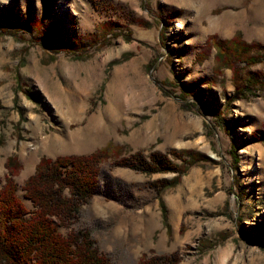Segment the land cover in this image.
<instances>
[{"label":"rangeland","instance_id":"1","mask_svg":"<svg viewBox=\"0 0 264 264\" xmlns=\"http://www.w3.org/2000/svg\"><path fill=\"white\" fill-rule=\"evenodd\" d=\"M101 150L63 236L112 264H264V0H0V186L13 159L31 210L41 159ZM172 152L182 173L116 165Z\"/></svg>","mask_w":264,"mask_h":264},{"label":"trees","instance_id":"2","mask_svg":"<svg viewBox=\"0 0 264 264\" xmlns=\"http://www.w3.org/2000/svg\"><path fill=\"white\" fill-rule=\"evenodd\" d=\"M222 44L226 49L230 46L229 51L233 53L230 56L237 55L235 40ZM244 49L242 46L240 50ZM243 62L254 63L250 59ZM244 82L250 85L245 91L260 87L257 81L250 83L244 78ZM172 155L181 164L172 163L164 155L153 154L149 162L138 155L132 159H121L116 165L147 176L185 171L184 164L191 163L190 159H181L175 152ZM106 159L104 150L88 156L58 157L53 161L41 159L23 185V197L31 203V210L17 196V185L13 180L18 171L17 163L8 159L7 173L0 186V264H112L100 252L89 232L79 230L63 236L58 231L59 227L73 225L80 208L90 202L96 193L99 166ZM174 181L162 182L160 189ZM176 261L175 256L155 257L140 264H176Z\"/></svg>","mask_w":264,"mask_h":264},{"label":"bare ground","instance_id":"3","mask_svg":"<svg viewBox=\"0 0 264 264\" xmlns=\"http://www.w3.org/2000/svg\"><path fill=\"white\" fill-rule=\"evenodd\" d=\"M46 38V37H45Z\"/></svg>","mask_w":264,"mask_h":264}]
</instances>
